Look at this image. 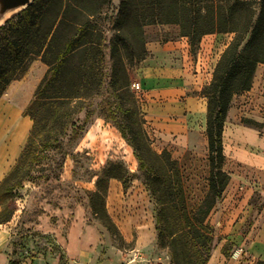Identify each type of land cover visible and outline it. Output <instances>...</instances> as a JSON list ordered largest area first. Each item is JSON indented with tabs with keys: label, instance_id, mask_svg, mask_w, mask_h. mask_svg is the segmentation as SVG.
Wrapping results in <instances>:
<instances>
[{
	"label": "trees",
	"instance_id": "16d2710c",
	"mask_svg": "<svg viewBox=\"0 0 264 264\" xmlns=\"http://www.w3.org/2000/svg\"><path fill=\"white\" fill-rule=\"evenodd\" d=\"M112 1L33 0L0 26V98L35 57L47 67L23 110L32 120L26 141L0 181V225L12 216L13 210L4 205L12 189L58 147L55 120L62 109L67 112L61 131L70 127L73 137L79 114L83 111L88 118L92 102L108 96L106 117L131 146L155 202L158 246L166 249L171 264H207L216 239L209 216L229 181L223 169V126L233 96L250 89L257 65L264 62V0H119L114 14L107 12ZM149 24L177 25L190 46L206 34H232L201 90L209 171L205 191L192 203L186 202L178 161L169 151L151 147L140 98L131 87L130 70L147 55L144 26ZM242 121L262 126L252 119ZM95 176V188L87 190L90 213L85 217L122 239L107 212L106 195L111 178L127 187L128 170L122 162H111ZM227 244L222 247L225 256ZM8 264L19 261L9 258Z\"/></svg>",
	"mask_w": 264,
	"mask_h": 264
},
{
	"label": "rangeland",
	"instance_id": "374dc122",
	"mask_svg": "<svg viewBox=\"0 0 264 264\" xmlns=\"http://www.w3.org/2000/svg\"><path fill=\"white\" fill-rule=\"evenodd\" d=\"M118 2L119 0H113L107 12L114 14ZM104 23L103 21V25ZM144 32L145 41L168 40L181 36L179 27L175 24H149L144 26ZM107 33L111 35V32ZM231 37L232 34L228 33L206 34L196 44H189L190 53L194 56L198 53L201 41L203 44H210V55L216 64ZM257 67L263 74L264 62ZM46 68L39 57L32 59L22 75L9 83L0 103L13 107L19 115L24 116L23 110L32 98ZM109 100L108 96L95 99L88 118H85L83 111L79 114L77 134L73 137H70V127L61 131L65 119L63 115L67 110L62 109V115L55 120L59 133L58 147L35 164L4 202L5 206L13 210L10 220L0 225V232L5 233L0 251L5 252L8 259H16L19 264H171L166 249L157 244L154 227L155 202L146 190L137 159L113 121L106 117L105 107ZM26 118L32 124L28 115ZM31 124L16 154L4 166L0 181L15 164ZM145 128L151 147L157 152L163 149L169 151L178 161L188 192L186 202L197 200L205 191L209 171L207 146L203 147L196 138L192 139L189 146H182L175 141L162 144L149 124ZM161 146L163 148L158 151L156 147ZM111 162H122L128 170L127 187H123L121 180L111 178L106 195L107 212L122 239L117 234L108 232L98 221L88 223L85 218V212L88 211L87 190L95 188V174ZM77 206L84 210V222L91 224L99 233L96 243L83 246L81 250L75 248L77 241H71V246L67 241L68 232L75 226L73 211ZM41 218H45L44 226L49 223L58 224L60 243L52 233L44 232L38 225L42 223ZM74 234L79 235L75 230ZM220 239L221 237L215 239L214 246ZM236 249L228 243V256L212 250V264H246L244 261L248 258L243 257L242 253L241 256L234 257Z\"/></svg>",
	"mask_w": 264,
	"mask_h": 264
},
{
	"label": "crops",
	"instance_id": "0c3cea01",
	"mask_svg": "<svg viewBox=\"0 0 264 264\" xmlns=\"http://www.w3.org/2000/svg\"><path fill=\"white\" fill-rule=\"evenodd\" d=\"M145 47L146 57L130 70L132 82L139 83V90L134 91L140 98L145 126L149 124L153 128L162 144L175 141L189 146L196 138L206 147V99L201 90L210 82L215 65L210 55L211 45L201 41L195 56L190 53L185 36L148 39ZM263 112L264 73L257 67L252 86L233 96L226 115L222 149L223 169L228 172L229 181L209 216L216 238L221 237L213 252L222 254L224 244L231 243L233 248L242 249V256L248 258L244 261L246 264L264 260ZM18 116L26 118V115ZM242 118L257 121L263 127L247 125ZM162 148L156 147L158 151ZM73 212L75 226L68 232L67 241L70 246L71 241H77L75 248L81 250L83 246L96 243L99 233L89 222H84V210L80 206ZM45 218H41L42 223L38 225L60 243L58 224L44 226ZM4 240L5 233L0 232L1 245ZM0 264H8V255L1 251ZM208 264H212L211 258Z\"/></svg>",
	"mask_w": 264,
	"mask_h": 264
},
{
	"label": "bare ground",
	"instance_id": "6f19581e",
	"mask_svg": "<svg viewBox=\"0 0 264 264\" xmlns=\"http://www.w3.org/2000/svg\"><path fill=\"white\" fill-rule=\"evenodd\" d=\"M29 119H22L15 109L0 103V176L8 159L16 154L27 129Z\"/></svg>",
	"mask_w": 264,
	"mask_h": 264
},
{
	"label": "water",
	"instance_id": "95a60500",
	"mask_svg": "<svg viewBox=\"0 0 264 264\" xmlns=\"http://www.w3.org/2000/svg\"><path fill=\"white\" fill-rule=\"evenodd\" d=\"M33 0H0V26L12 14L26 8Z\"/></svg>",
	"mask_w": 264,
	"mask_h": 264
},
{
	"label": "built area",
	"instance_id": "2783aa9c",
	"mask_svg": "<svg viewBox=\"0 0 264 264\" xmlns=\"http://www.w3.org/2000/svg\"><path fill=\"white\" fill-rule=\"evenodd\" d=\"M131 87L133 90H139V83L136 81H133L131 83ZM242 253V249L241 248H237L236 251L234 252V257H238L239 255H241Z\"/></svg>",
	"mask_w": 264,
	"mask_h": 264
}]
</instances>
